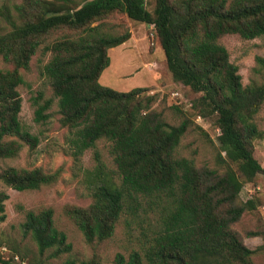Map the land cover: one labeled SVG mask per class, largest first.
Masks as SVG:
<instances>
[{
  "label": "trees",
  "instance_id": "obj_1",
  "mask_svg": "<svg viewBox=\"0 0 264 264\" xmlns=\"http://www.w3.org/2000/svg\"><path fill=\"white\" fill-rule=\"evenodd\" d=\"M145 5L146 0H0V59L10 65L0 69V160L37 143L19 120L17 87L23 82L19 70L40 50L48 54L41 74L56 98L69 154L77 158L102 140L114 165L104 171L94 151L95 165L86 172L90 201L62 209L86 242L110 237L123 212L134 216L142 210L154 215L155 227L139 249L125 258L117 253L116 264H255L253 251L230 225L254 208L250 199L238 201L242 186L257 174L264 179V167L252 155V140L263 134L254 115L264 103V54L254 56L252 67L260 80L242 85L217 39L264 35V0H153L151 10ZM124 18L151 25L172 80L199 93L192 108L212 117L218 130L217 168H197L176 155L187 120L166 123L152 109L155 95L147 87L119 91L99 83L109 64L107 49L129 37ZM40 99H32L36 122L47 117L50 105V99ZM55 178L56 172L38 167L0 169V182L17 191ZM6 198L1 189L0 221ZM52 215L50 207L23 210L20 231L35 250L22 252L0 235V247L10 249L7 257L0 253V264H99L96 256L49 261L71 249Z\"/></svg>",
  "mask_w": 264,
  "mask_h": 264
},
{
  "label": "rangeland",
  "instance_id": "obj_2",
  "mask_svg": "<svg viewBox=\"0 0 264 264\" xmlns=\"http://www.w3.org/2000/svg\"><path fill=\"white\" fill-rule=\"evenodd\" d=\"M153 0H146L145 8L151 10ZM109 21H117V18ZM129 31V37L121 44L108 48L109 64L101 71L100 84L119 91L133 87H147V93H153L155 100L152 109L160 111L162 119L171 125L187 120V127L176 146V155L191 159L197 168H217L218 130L210 116L202 117L192 108L193 101L199 93L188 86L172 80L159 48L153 27L149 24L123 19ZM217 42L225 47L228 60L237 67L242 85L256 77L252 72L254 56L264 54V35L251 39H242L237 34H224ZM48 59V54L37 50L31 57L27 69H20L23 82L17 87L20 96L19 120L21 124L36 135L37 143L33 148L24 144L13 159L0 160V169L4 166L23 168L38 167L45 173L56 172L53 182L41 185L34 190L17 191L0 182V190L7 193L4 200V219L0 221V235L8 245L17 244L22 252L34 251V245L27 236H22L20 222L23 210H38L44 207L52 209L53 224L65 233L71 245L68 253L58 258L49 259L58 263L69 256L76 260L96 256L99 264H116L115 255L124 258L133 249H139L150 236L154 226V215L149 211L137 210L134 216L123 212L115 223L110 237L101 241L86 242L82 234L66 218L62 209L64 205L85 206L90 201L87 188V171L95 165L93 152L96 151L103 170L112 172L114 165L107 153L106 142L99 140L94 149H86L77 158L69 154L66 144L67 130L58 122L56 98L53 97L48 81L41 74V67ZM10 65L0 59V69ZM41 95V100L50 99L49 107L44 111L47 117L34 121L35 105L33 97ZM254 121L261 137L252 140V155L264 167V103L254 115ZM222 155V153H220ZM221 171V168L218 169ZM250 199L254 208L245 210L230 227L242 238L243 243L253 253L251 259L255 264H264V179L257 174L251 182L245 183L238 201ZM22 207L21 210L17 206ZM248 231L256 234L248 236ZM0 253L7 257L10 249L0 247ZM17 261V258L14 257ZM25 264V261L19 262ZM143 264H146L143 261Z\"/></svg>",
  "mask_w": 264,
  "mask_h": 264
}]
</instances>
